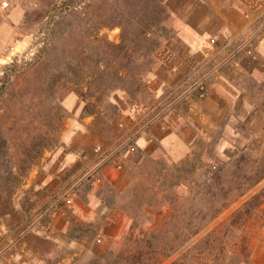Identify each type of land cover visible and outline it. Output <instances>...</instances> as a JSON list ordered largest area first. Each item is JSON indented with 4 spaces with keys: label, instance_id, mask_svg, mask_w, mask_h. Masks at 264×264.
<instances>
[{
    "label": "rangeland",
    "instance_id": "obj_1",
    "mask_svg": "<svg viewBox=\"0 0 264 264\" xmlns=\"http://www.w3.org/2000/svg\"><path fill=\"white\" fill-rule=\"evenodd\" d=\"M165 4L166 30L151 35L161 47L135 55L129 75L110 45L131 0H0V264H87L133 247L135 215L137 233L166 227L162 238L182 241L210 174L262 155L264 0ZM44 132L57 143L16 180L18 145ZM257 194L261 207L224 241L246 249L235 264H264V179L162 264L222 236Z\"/></svg>",
    "mask_w": 264,
    "mask_h": 264
},
{
    "label": "trees",
    "instance_id": "obj_2",
    "mask_svg": "<svg viewBox=\"0 0 264 264\" xmlns=\"http://www.w3.org/2000/svg\"><path fill=\"white\" fill-rule=\"evenodd\" d=\"M131 1L135 16H132V22L127 24L129 27L124 25L122 44L110 45L112 49L118 48L120 51L116 56L117 61L122 68L127 70L129 75L134 74L131 65L136 61L135 55H138L139 59H146L161 47L160 39L152 38L151 35L158 30L162 32L166 30V25L171 16L165 4L166 0ZM2 94L3 92L0 93V96ZM22 141L24 142L18 147L23 148L20 154L26 158L24 160L19 159L17 164L12 165L11 175L15 176L16 180L26 176L37 159L42 157L47 149L54 146L58 139L44 132L34 136L26 148L25 143L28 140ZM246 159L247 155L241 156L242 163L247 164V167L237 165L236 170L232 173L221 170L210 174L205 183V191L200 201L201 205L189 216V219L195 220V223L190 221L187 225L177 229V231L187 235V238L182 241L165 240L162 236L172 232L168 231L166 227L142 228L137 233L135 222L137 215L133 217L130 214L133 217V223L130 225L126 236L131 242L133 240V247L121 249V246L116 245L103 257H92L87 264H162L165 259L173 257L191 241L193 236L203 231L210 220L216 218L228 207L233 199L246 195L264 179V151L254 161L246 162ZM18 187L17 184L13 186L10 192L11 200H13ZM261 205V196L259 194L253 196L233 213L222 236L216 232L208 233L171 264H235L245 261L246 249L239 253L237 250L229 248L224 238L230 235L234 236L239 227L245 225Z\"/></svg>",
    "mask_w": 264,
    "mask_h": 264
},
{
    "label": "crops",
    "instance_id": "obj_3",
    "mask_svg": "<svg viewBox=\"0 0 264 264\" xmlns=\"http://www.w3.org/2000/svg\"><path fill=\"white\" fill-rule=\"evenodd\" d=\"M242 21H243V20H242ZM243 22H244V21H243ZM243 22H242V24H243ZM242 24H240V25H242ZM244 28H245V26H243V27L240 26L239 29H241V31H242Z\"/></svg>",
    "mask_w": 264,
    "mask_h": 264
},
{
    "label": "built area",
    "instance_id": "obj_4",
    "mask_svg": "<svg viewBox=\"0 0 264 264\" xmlns=\"http://www.w3.org/2000/svg\"><path fill=\"white\" fill-rule=\"evenodd\" d=\"M100 148V147H99Z\"/></svg>",
    "mask_w": 264,
    "mask_h": 264
}]
</instances>
